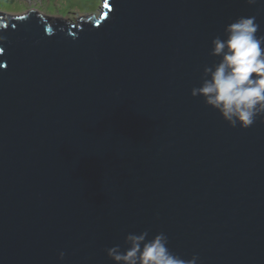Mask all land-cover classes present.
<instances>
[{"label": "water", "instance_id": "obj_1", "mask_svg": "<svg viewBox=\"0 0 264 264\" xmlns=\"http://www.w3.org/2000/svg\"><path fill=\"white\" fill-rule=\"evenodd\" d=\"M242 16L264 35V0L0 12V264H114L144 231L198 264H264V122L191 95Z\"/></svg>", "mask_w": 264, "mask_h": 264}, {"label": "clouds", "instance_id": "obj_2", "mask_svg": "<svg viewBox=\"0 0 264 264\" xmlns=\"http://www.w3.org/2000/svg\"><path fill=\"white\" fill-rule=\"evenodd\" d=\"M246 2L256 5L260 0ZM6 27L0 24V29ZM259 32L256 16H242L227 24L223 36L211 41L209 54L217 57V62L204 67L200 85L191 91L233 128L248 129L258 118L264 122V35ZM4 39L0 36V41ZM168 244L164 232L149 238V232L144 231L129 233L126 247L116 245L106 251L114 264H198V255L182 258ZM64 257L60 252L61 261Z\"/></svg>", "mask_w": 264, "mask_h": 264}, {"label": "rangeland", "instance_id": "obj_3", "mask_svg": "<svg viewBox=\"0 0 264 264\" xmlns=\"http://www.w3.org/2000/svg\"><path fill=\"white\" fill-rule=\"evenodd\" d=\"M102 7L103 0H0V12L5 14L18 16L40 8L74 24L79 17L99 16Z\"/></svg>", "mask_w": 264, "mask_h": 264}, {"label": "bare ground", "instance_id": "obj_4", "mask_svg": "<svg viewBox=\"0 0 264 264\" xmlns=\"http://www.w3.org/2000/svg\"><path fill=\"white\" fill-rule=\"evenodd\" d=\"M73 24V23H72Z\"/></svg>", "mask_w": 264, "mask_h": 264}]
</instances>
